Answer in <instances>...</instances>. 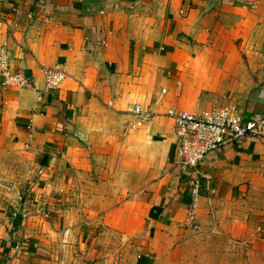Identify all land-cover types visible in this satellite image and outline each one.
Masks as SVG:
<instances>
[{"label": "crops", "instance_id": "1", "mask_svg": "<svg viewBox=\"0 0 264 264\" xmlns=\"http://www.w3.org/2000/svg\"><path fill=\"white\" fill-rule=\"evenodd\" d=\"M127 2L0 0V59L34 83L0 88V236L11 223L9 232L27 231L25 247L75 216L131 243L133 264H173L201 238L263 228L264 141L227 145L200 164L190 224L192 175L167 112L264 111V0H167L150 28L136 26ZM56 64L67 79L45 92L42 68ZM136 105L154 117L133 130ZM16 163L27 182L18 201L2 177L14 181ZM8 243L1 253L21 248Z\"/></svg>", "mask_w": 264, "mask_h": 264}, {"label": "rangeland", "instance_id": "2", "mask_svg": "<svg viewBox=\"0 0 264 264\" xmlns=\"http://www.w3.org/2000/svg\"><path fill=\"white\" fill-rule=\"evenodd\" d=\"M166 6L167 0H128L126 8L131 20L136 21L137 27L142 25L150 28L152 25L156 27L159 21L162 22ZM143 32L151 33L147 29ZM13 166L15 180L7 181L9 176L6 175L2 177L3 182L10 184L5 189L10 190L15 201H18L20 191L27 182L23 179V167L18 163ZM15 213V216H19L18 212ZM73 217V221L61 228H55L52 223H48L46 231L38 233L32 239L31 245L28 243L25 247L23 242H28L27 231L19 237L17 233L8 231L11 223L9 227L1 224L5 225L7 234L2 237L1 233L0 236V264H133L135 254L131 243L115 238L109 232L110 228L101 222L89 224L84 218L83 222L75 223V216ZM25 221L28 229V220ZM11 240L20 241L21 248L18 253H1ZM173 264H264V226L254 235L243 239L201 238L199 242L177 253Z\"/></svg>", "mask_w": 264, "mask_h": 264}, {"label": "built area", "instance_id": "3", "mask_svg": "<svg viewBox=\"0 0 264 264\" xmlns=\"http://www.w3.org/2000/svg\"><path fill=\"white\" fill-rule=\"evenodd\" d=\"M42 73L45 79V92L61 87L67 79L62 66H44ZM34 83L30 77L16 70L10 63L6 53L0 59V88L29 89ZM166 94V90L163 91ZM136 121L131 126L137 130L153 119V115L145 113L142 106L136 105L132 111ZM167 115L175 123V138L178 146L179 165L185 173L191 174L190 205L187 220L193 224L197 218L198 202L201 197L199 166L210 155L230 144L244 142L247 139L264 141V111L245 119L235 105L215 106L202 114L170 109ZM20 246L12 250L18 253Z\"/></svg>", "mask_w": 264, "mask_h": 264}]
</instances>
